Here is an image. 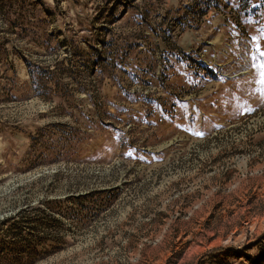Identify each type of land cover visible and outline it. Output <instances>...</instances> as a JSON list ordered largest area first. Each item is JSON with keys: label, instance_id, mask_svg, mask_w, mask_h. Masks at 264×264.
Returning a JSON list of instances; mask_svg holds the SVG:
<instances>
[{"label": "rangeland", "instance_id": "374dc122", "mask_svg": "<svg viewBox=\"0 0 264 264\" xmlns=\"http://www.w3.org/2000/svg\"><path fill=\"white\" fill-rule=\"evenodd\" d=\"M257 42L264 0H0V264H264Z\"/></svg>", "mask_w": 264, "mask_h": 264}, {"label": "trees", "instance_id": "16d2710c", "mask_svg": "<svg viewBox=\"0 0 264 264\" xmlns=\"http://www.w3.org/2000/svg\"><path fill=\"white\" fill-rule=\"evenodd\" d=\"M263 237H264V234H263ZM224 252V251H223ZM225 254L223 255H227L228 253H234L235 257L237 259H239V255L237 254V252H235L234 250H227L224 252ZM248 257V260L250 261L251 258L250 256H247ZM214 260H215V263L214 264H224L225 260L224 259H221V256H215L214 257Z\"/></svg>", "mask_w": 264, "mask_h": 264}, {"label": "snow or ice", "instance_id": "6c2138e0", "mask_svg": "<svg viewBox=\"0 0 264 264\" xmlns=\"http://www.w3.org/2000/svg\"><path fill=\"white\" fill-rule=\"evenodd\" d=\"M254 39H256V40L258 41V40H259V37H254ZM256 50H257V52H258L261 56H264V51H261L258 42H257V44H256ZM259 67H260L261 69H264V64L259 65ZM262 74H264V73H262Z\"/></svg>", "mask_w": 264, "mask_h": 264}]
</instances>
